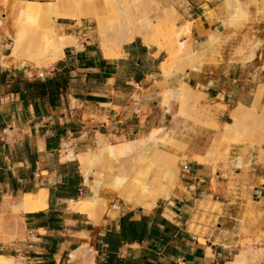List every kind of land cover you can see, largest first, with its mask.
Here are the masks:
<instances>
[{
	"label": "crops",
	"instance_id": "crops-1",
	"mask_svg": "<svg viewBox=\"0 0 264 264\" xmlns=\"http://www.w3.org/2000/svg\"><path fill=\"white\" fill-rule=\"evenodd\" d=\"M167 1L193 22L190 32L199 40L225 16L223 0ZM57 25L59 35L86 32L74 21ZM112 51L104 56L84 40L34 73L0 60V216L23 195L44 196L43 207L16 213L18 231L0 240V255L23 264H85L70 261L82 244L90 264H230L245 251L239 243L253 240L243 217L264 201V146L260 157L234 148L220 158L210 152L214 133L197 127L167 199L99 224L70 210L82 180L75 159L61 161L62 154L132 142L168 122L154 86L164 51L137 36ZM261 76L247 61H224L186 71L181 80L212 101L214 122L222 125L230 110L250 102Z\"/></svg>",
	"mask_w": 264,
	"mask_h": 264
},
{
	"label": "rangeland",
	"instance_id": "rangeland-1",
	"mask_svg": "<svg viewBox=\"0 0 264 264\" xmlns=\"http://www.w3.org/2000/svg\"><path fill=\"white\" fill-rule=\"evenodd\" d=\"M19 1L0 0V22L4 23L2 25L4 27H0V58L4 59L0 60L4 62L3 65L21 67L34 73V70L38 71L51 64L53 60L49 57L43 61L48 55L40 60L39 54L36 56L27 54L26 44L29 42L31 44L36 37L44 35L38 34L47 33L48 31L45 30L56 26L58 21H73L71 17L75 14L82 16V20L80 19L78 23L74 21L76 26L82 24L86 32L83 37L82 34L73 32L66 35L75 36L79 40L78 43L90 40L99 45L95 34V23L91 20L97 18L104 28V35L112 53V50L123 43H120L119 37H116L113 30L118 24L122 25V30L130 28L133 37L137 36L142 42L154 44L157 49L164 51V58L159 64L161 80L155 82L154 86L157 89L160 106L164 110L166 107V111L168 106V122L160 128L159 134L154 136L152 141L149 139V134L156 128L138 138L145 142L140 154L133 152L123 161L125 170L119 169L115 172L119 176H125L127 181L134 180L137 185L149 188L150 209L158 200L167 199L177 185L183 160L182 154L197 127H205L214 133L210 152L217 157L226 158L234 148L241 151H257V156H261V147L264 146V0H223L220 7L224 9L225 16L219 19V27L206 32L203 40L191 34L193 22L183 20L167 0H121L125 9L123 18L117 11L116 0H34L30 2L49 5L52 8L51 15L49 11L46 15L29 18L24 16L18 18L15 15L12 17L11 14L8 16L3 10V5H18L21 4ZM48 14L50 19H47ZM10 27L15 28L11 30ZM8 31L11 36L19 38L22 42L13 59H5L11 53ZM31 59H34L33 62ZM224 61L232 63L247 61L256 67L262 76L258 77V84L253 90L250 102L245 107L237 105L235 109L229 111V120L217 125L214 122L212 101H206L200 92L181 79L186 71L199 70L201 66L216 65ZM174 116L177 118L176 124L173 122ZM138 139L132 141L134 145ZM107 144L120 143L107 142L104 145ZM101 147L103 148V145L88 150L89 155L98 154ZM128 160L130 165L127 163ZM75 161L81 175L82 187L80 194L74 200H88L91 194L83 183L80 163L78 159ZM128 165L132 167L127 169ZM89 168L90 180L98 187L104 186L112 178L113 173L106 172L98 163H90ZM170 172L176 174L175 181L171 180ZM164 190L168 191L165 196ZM101 198L106 200L107 205H116L115 215L121 210L139 207H125L108 193H103ZM67 205L69 207V203ZM254 206L258 208L249 207L243 217V223L254 229L251 234L253 240L239 243L245 251L239 252L230 264H264V201ZM8 210L7 217L0 216V240L9 238L6 234L8 231H13V234L18 231L16 213L23 208L18 207V203H14L8 206ZM103 215L104 213L99 214L97 224L115 217V215L110 218ZM260 226L263 228L262 231L259 229ZM87 240L88 238L84 237L81 243ZM78 249L89 252L88 245L81 244ZM10 258L2 256L0 264L8 260H11V264H23L19 259Z\"/></svg>",
	"mask_w": 264,
	"mask_h": 264
},
{
	"label": "bare ground",
	"instance_id": "bare-ground-1",
	"mask_svg": "<svg viewBox=\"0 0 264 264\" xmlns=\"http://www.w3.org/2000/svg\"><path fill=\"white\" fill-rule=\"evenodd\" d=\"M19 2H21V4H18V5L17 4L16 5L5 4V5H3L4 12H6L7 15L11 14L12 17H14L13 15H15V17H18V18H19V16L20 17L24 16L26 18H29L32 16L46 15L49 11H50L49 12V14H50L51 10H52V8L49 5L45 6L44 4L38 3V2H30V1H24V0H20ZM116 4L118 6L117 11L119 12V15L122 16V18H123L124 13H125L124 4L122 3L121 0H116ZM49 14L47 16H49ZM43 18H45V17H43ZM47 19H50V16H49V18L47 17ZM80 19L82 20V16L79 14H75L71 17V20L75 21L76 23H78L80 21ZM91 20L95 23L96 39L99 42L100 48L103 52V55L108 56V57L113 56V53L110 50V46H109V44L105 38L104 28H103L100 20L97 18H94ZM2 25H4L3 21L0 22V27H4ZM5 25H6V22H5ZM48 27H50V26H48ZM13 28H15V27H13ZM13 28H11V30ZM47 29L45 30L46 32L48 31L47 33L38 34V35H41V34H44V35H42L40 37L39 36L36 37V39H34L35 41L32 42L31 44H30V42H29V44L28 43L26 44L27 48H28L27 54L35 55V56H36V54H39V56H41L40 60H42V57L48 55V56L43 58V61H46V59L48 57L54 61L59 56L61 57L62 50L65 46L72 45V44L73 45L78 44L79 40L75 36H66V35L57 34L56 26H53V27L49 28L48 30ZM42 30H43V28H42ZM113 30H114L115 34L117 35L116 37H119L118 39L120 40V43H122V42L124 43V42L129 41V40L131 41V39L133 38L132 30L130 28L122 30L121 24H118V26L113 28ZM8 33H9V31H8ZM9 35H10V40H11V45L9 46V49L11 50V53L9 54V56L5 57V59H13V56L15 55V53H17L22 46L21 45L22 42L19 40V38L11 36L10 33H9ZM82 37H83V35H82ZM47 53H49L50 55ZM30 57H32V56H30ZM34 59L36 60V58H34ZM1 60H4V59H1ZM26 60H28V59L26 58ZM33 60H32V62H33ZM167 60L168 59H166V61ZM30 63H28V64H30ZM161 70L163 71V68H161ZM167 111H168V106H167ZM173 119H174L173 120L174 124H176L177 118L174 116ZM160 130H161L160 128H156V129H154L153 132H151L149 134V139H151L150 141H152V138L154 136L159 134ZM135 142H136L135 145L133 144V142H130V141L120 143L119 145H108V144L103 145V148L101 147L102 149L100 150V152L98 154H95V155H89V151H87V152H84V153H81V154L75 156L69 150L67 151L68 153L66 156L61 155L62 156L61 161L78 159L80 166H81V174H82V178H83V183L88 188V190L91 194L90 198L88 200L80 199V200H77L75 202H69L71 205L70 210L83 215L91 224H97V219H99L98 217H99V214H101V213H104L103 216H106L109 218L114 216L115 215L114 213L116 212L117 207H116V205H110V204L107 205L106 200L101 198V195H103V193H108V194L112 195L114 197V200L121 203L125 207L126 206L127 207L128 206H139L143 210H150L151 204L148 202V198L150 197L151 194H150L149 188L141 187L140 185H137L134 182V180L127 181L125 176H119L118 173L117 174L115 173L119 169L125 170V168H124L125 166H123V161L127 157L131 156L133 154V152H136L137 155L140 154L145 142L143 140H140V139H138ZM132 159L135 160L136 158H132ZM129 161L130 160L127 161L128 164H129ZM90 163H96V164L98 163L99 165H101V167L106 172L109 171V172L113 173L110 181H108V183L106 182V184L104 186L98 187L91 182V180H90L91 170L89 168ZM124 165H126V164H124ZM129 165L126 167L127 169L128 168L130 169L133 166V164H131L132 165L131 167H129ZM156 170H158V169H156ZM169 175H170V178L172 181L176 180V174L175 173L170 172ZM185 187H186V185H185ZM185 187H183V188H185ZM183 188H182V190H184ZM167 193H168L167 190L163 191L164 196L167 195ZM43 198H44V196H43L42 192H38L36 195H29V194L27 195L26 194V195L21 196L20 202L22 205L23 204L25 205V206H22L23 210L33 211V210H38L39 208L44 206L43 201H42ZM1 258H2V255H0V259ZM10 259H12V258H10ZM77 259H81L82 261H86L85 264H90V262H92L90 254L88 256L87 252L84 250H81V249H77L76 251H74L70 255V261L71 262H74ZM11 263H12L11 260H8L7 262H5L3 264H11Z\"/></svg>",
	"mask_w": 264,
	"mask_h": 264
}]
</instances>
